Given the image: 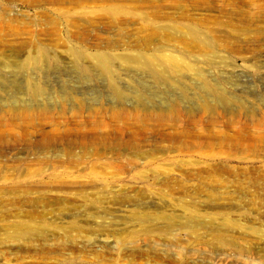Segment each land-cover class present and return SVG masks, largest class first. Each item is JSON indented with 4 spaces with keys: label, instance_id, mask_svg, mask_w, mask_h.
<instances>
[{
    "label": "rangeland",
    "instance_id": "rangeland-1",
    "mask_svg": "<svg viewBox=\"0 0 264 264\" xmlns=\"http://www.w3.org/2000/svg\"><path fill=\"white\" fill-rule=\"evenodd\" d=\"M162 263L264 264V0H0V264Z\"/></svg>",
    "mask_w": 264,
    "mask_h": 264
},
{
    "label": "bare ground",
    "instance_id": "bare-ground-1",
    "mask_svg": "<svg viewBox=\"0 0 264 264\" xmlns=\"http://www.w3.org/2000/svg\"><path fill=\"white\" fill-rule=\"evenodd\" d=\"M169 60H170V62L171 63H178L179 62V60H178V57H176V56H170L169 57ZM186 68H190L189 66L187 67V66H185ZM22 95L23 94H21V92H19L18 91V93L16 94V96H13V97H11V100H13V106H15V108H16V110H19V109H24V108H26V107H28V105H27V101L25 100V99H23L22 98ZM33 95H34V90H33ZM220 97H222V96H220ZM54 98L53 97H50V100H53ZM72 100L73 101H75L76 100V98L75 97H72ZM4 102V101H3ZM8 102V101H7ZM92 102H94V101H92ZM173 103H174V101H173ZM6 106V105H5ZM174 109V106L173 105H169L168 106V110H173ZM140 150H141V146H140V144H138V145H135V148H134V151L136 152V153H138V152H140ZM147 231V230H146ZM149 232V231H148ZM150 233V232H149ZM134 235H137V234H134ZM114 236H115V242L116 243H118V244H121V242H122V239H124L125 238V235H124V233L123 232H114ZM163 264V263H162Z\"/></svg>",
    "mask_w": 264,
    "mask_h": 264
}]
</instances>
